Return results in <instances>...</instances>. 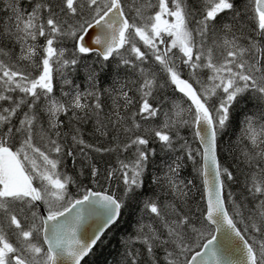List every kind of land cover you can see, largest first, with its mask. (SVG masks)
<instances>
[{
	"label": "snow or ice",
	"instance_id": "6c2138e0",
	"mask_svg": "<svg viewBox=\"0 0 264 264\" xmlns=\"http://www.w3.org/2000/svg\"><path fill=\"white\" fill-rule=\"evenodd\" d=\"M0 264H264V0H0Z\"/></svg>",
	"mask_w": 264,
	"mask_h": 264
},
{
	"label": "trees",
	"instance_id": "16d2710c",
	"mask_svg": "<svg viewBox=\"0 0 264 264\" xmlns=\"http://www.w3.org/2000/svg\"><path fill=\"white\" fill-rule=\"evenodd\" d=\"M237 130H238L237 121L234 120L228 132L222 137L221 142L222 143L226 142L230 137L233 136V133ZM186 134H188L189 138H191L190 133H186ZM221 155L223 157V153ZM190 172L191 169L189 167L184 170L183 175H189ZM135 219L136 216L133 214L132 210L125 212L119 225L112 230V233H110L108 236L105 237V240L107 241L105 246L97 250V255H96L97 261L110 262L114 258L117 250L119 249V241L121 240L122 237L127 236V234L131 232Z\"/></svg>",
	"mask_w": 264,
	"mask_h": 264
}]
</instances>
